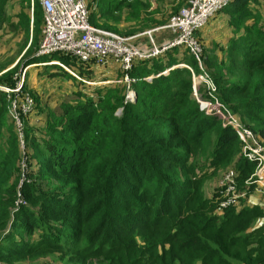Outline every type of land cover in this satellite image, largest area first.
<instances>
[{"label": "trees", "instance_id": "16d2710c", "mask_svg": "<svg viewBox=\"0 0 264 264\" xmlns=\"http://www.w3.org/2000/svg\"><path fill=\"white\" fill-rule=\"evenodd\" d=\"M84 1L91 25L125 37L144 32L150 26L145 22H166L144 18L153 0ZM31 2L0 0L1 52L10 54L19 38L27 48L26 7ZM260 2L234 0L196 36L203 44V32L216 31L210 30L213 20L220 14L228 19L203 63L213 71L216 99L264 140ZM35 4L37 35L44 16L39 0ZM6 22L16 31L12 43L4 45ZM122 23L132 27L119 28ZM39 46L34 40L16 66L0 67V73L6 71L0 85L15 88L21 67L48 64L25 75L23 98L29 94L34 106L21 116V130L0 92V261L56 256L62 264H264V195L248 184L257 163L243 157V144L232 128L200 110L193 74L179 67L189 57L188 49L136 60L131 71L112 80L122 81L126 74L137 80L123 83L121 91L118 85H88L96 80L94 64L65 55L37 57ZM20 55L21 50L10 60L14 63ZM55 59L60 66L50 64ZM187 64L199 72L195 58ZM34 71L52 81L61 79L46 98L29 84ZM152 75L158 77L145 80ZM129 89L136 101L126 99ZM201 97L210 98L205 92ZM229 165L236 169L243 197L221 213L220 188L207 195L205 185Z\"/></svg>", "mask_w": 264, "mask_h": 264}, {"label": "built area", "instance_id": "2783aa9c", "mask_svg": "<svg viewBox=\"0 0 264 264\" xmlns=\"http://www.w3.org/2000/svg\"><path fill=\"white\" fill-rule=\"evenodd\" d=\"M233 1L189 0L187 7L181 9L165 26L142 35L125 37L91 25L90 10L84 0H39L44 10V27L36 56H72L78 61L92 63L99 68L117 64L125 73L132 70L136 60L156 59L175 48H186L199 60L201 48L196 33ZM160 31H165L169 35L168 39L162 43H159L155 37V33ZM143 38H146L147 44L146 42L139 43ZM61 66L69 71L67 67ZM150 79L145 78L147 81ZM136 81V79L126 77L127 84ZM208 84L212 89L210 101L196 94L200 108L205 111L206 115L219 118L223 122V127H230L236 132L243 144V157L250 162L257 163L256 171L248 184L255 185L257 191L264 195V142L259 140L251 129L216 99L214 96L216 87L211 80ZM199 85H205V81ZM22 87L23 78L17 84L15 92H20ZM0 90L8 92L10 89L0 86ZM194 91L197 93L196 84ZM134 96L135 91L129 89L126 99L133 101ZM23 99L26 102L22 105L12 103L11 114L19 130L23 126L21 116L28 115L34 106V101L29 94H26ZM236 178V169L234 165H231L219 186L221 198L218 211L221 213L237 205L243 197L238 194ZM21 202L18 201V203Z\"/></svg>", "mask_w": 264, "mask_h": 264}, {"label": "rangeland", "instance_id": "374dc122", "mask_svg": "<svg viewBox=\"0 0 264 264\" xmlns=\"http://www.w3.org/2000/svg\"><path fill=\"white\" fill-rule=\"evenodd\" d=\"M153 1L155 2V5L152 3V6H150L147 9V13H146L147 15H145L144 18L146 20H158V21L166 19V22L163 23L162 25H156V24L152 25L150 22L149 23L145 22V24H149L150 26L148 28L144 29L145 30L144 32L134 34V36L142 35V34L148 32V31L155 30L156 28H159V27L165 25L168 22V20H170V18L173 15L174 16L177 15V14L175 15V13H174L175 10H179L187 2V0H153ZM259 1H261V2H260V5L258 6V10L261 12L262 16L264 17V2H263L264 0H259ZM15 5H16L17 11L21 9L20 2H18ZM34 7H35V12H36V4L34 6L33 2H32V7H31L30 10L27 9L28 7H26V13L29 14L31 17L34 16ZM6 11H7V14H5V15L10 17V15L13 13V9H12L11 3L7 6ZM227 21H228V19L224 15L221 16V14H220L219 18H217L216 20H213V24H212L210 30L212 31L213 27H215L216 31H214L215 32L214 35L206 36V40L203 39V41L205 40L203 42V44L205 43L206 46L203 45L199 41L200 48H201V54L199 56V60L196 58L195 55H193L191 52H189L188 56L192 57L193 59L195 58V61L198 62V65H199V68H200L198 73L194 72L193 69L191 68V66L187 64V63H189V57H186V60L183 59L181 61L182 64H181L180 68H186V69L190 70L192 72V74H193V97H194V99L196 101H197L196 94L198 96H201L205 92V93H208L209 96H210V94L212 92V89H211L210 85L208 84V82H209V80H211L213 82V79L211 77L212 76L211 72H213V71L212 70H210V72L207 71V69L205 68V65H204L203 62H204L206 54L208 53V50L209 49L213 50V48L217 45V42L221 40L220 35H221L222 31L224 30V27L228 26V22ZM118 27L119 28L128 29V28H131L132 26L129 25V24H126V23H122V24L118 25ZM42 33H43V31H42ZM121 34L124 35V33H121ZM20 40H21V38H19V39H17L15 41L17 45L13 49H11V53L10 54H6L5 51H3V52L0 51V67H2V66L6 67V66L9 65V68H12L14 65L16 66L18 64V62L20 61V59L24 56V54L26 53L28 48H22L21 46L24 44V41L20 42ZM142 40H146V38H143ZM20 50H21V55L19 57H17V59H19L20 57L21 58L16 63H13V61L10 60V59H14V57L16 56V53L18 51H20ZM198 50H199V48H198ZM212 54H214V53L213 52L210 53V55H212ZM53 62H55L54 64L60 66V63L58 62L57 59L53 60ZM11 63H13V65L10 66ZM46 65H48V64H46ZM31 66H34V65H31ZM31 66H29L27 68L26 67H23V68L21 67L19 69V72H18V75H17L16 86L21 81V79L23 78V87H22V90L20 92H15L16 86H15V88H8V89H10L8 92L0 90V92L6 94V96H7V99L9 101V105H10L9 111L11 113H12V103H17L18 105H22V104H24L26 102V101L22 100L23 99V89H24L25 75L27 74V72L29 73L30 70L36 68V67H31ZM40 66H45V64H41ZM6 70H7V68H6ZM4 72H6V71H4ZM4 72L0 73V76ZM30 72H32V71H30ZM121 73H122V71H119V73H118L119 77L121 76ZM73 75L76 77V75L74 73H73ZM39 77L42 78V79H40ZM126 77H127V74H126L124 80H122V81L116 80V81L113 82L115 84H111V85H114V86L118 85L119 86L118 89H120L121 91H124L125 87H124L123 83L127 84ZM116 78L118 79V76ZM56 80H61V79H54L52 81V80H49L46 76H43L41 74H37L34 71L30 75L29 84L31 85L32 82H33V84H34V86L36 88L43 90V92L45 93L44 98H46L48 96V94L51 93L52 90L56 87L53 84V82H55ZM203 81H205V85H202V86L199 85ZM86 83L88 85L93 86L92 82H86ZM58 84H59V82H58ZM195 84H196V92L197 93H195V91H194V85ZM213 84H214V82H213ZM62 85L67 87L65 84H62ZM0 86H2V85H0ZM216 92H217V88H216ZM216 92L214 93V96H216ZM127 94H128V92H127ZM60 101H61V99L58 98L56 100V103H59ZM207 101H210V99L207 98ZM197 103H198V101H197ZM199 108H200V105H199ZM200 110L205 113V111L202 110L201 108H200ZM121 111L122 110H119L117 114L120 115ZM31 112H32V110H31ZM231 113L233 114V112H231ZM235 116L238 119L240 118V116L238 114L235 115ZM222 126H223V122H222ZM259 140H261V139L259 138ZM261 141L264 142V140H261ZM230 166L231 165L220 168L216 172V174L213 177H211V179H209V181L205 185V192H206L207 195H210V193L212 192L213 188L215 189L216 186H218V187L220 186L221 180H222L223 176L225 175V173L227 172V170L229 169ZM2 264H62V263L57 259L56 256H51V257L38 259V260H35V261H22V262H11V263H9V262L5 263L4 261H2Z\"/></svg>", "mask_w": 264, "mask_h": 264}, {"label": "crops", "instance_id": "0c3cea01", "mask_svg": "<svg viewBox=\"0 0 264 264\" xmlns=\"http://www.w3.org/2000/svg\"><path fill=\"white\" fill-rule=\"evenodd\" d=\"M32 2L34 3L35 0H32ZM32 2H31V5L29 7V10L31 9L32 7ZM40 4V3H39ZM41 6V5H40ZM42 7V6H41ZM43 9V8H42ZM43 11V16H44V10ZM30 13V12H29ZM31 14V13H30ZM29 15V14H28ZM17 19V18H16ZM18 20V19H17ZM29 22H30V31L28 33V36H29V42L27 44V48L30 47V45L32 43H34V40H35V43H36V46H38L40 43H41V31L44 27L43 25V22H44V19H43V22L41 21L40 23V31L37 33V35H35L36 33H34L33 31V22H34V16L31 17L29 15ZM17 24V22H15ZM16 30L13 29L9 23H5V25L3 26L2 28V36H3V40H4V45L7 43V44H10L12 43V35H13V32H15ZM203 31V30H202ZM209 30H205L203 32V35L205 36H209ZM35 35V37H34ZM155 37H156V40L159 42V43H162L164 41H166L169 37L168 33L165 32V31H160V32H156L155 33ZM41 39V40H40ZM141 42H146L147 44V40H140L139 43ZM220 42V41H219ZM21 58V57H20ZM19 58V59H20ZM19 59H16V61H14V63H16ZM164 60H167V59H164ZM41 64H34V66H31V67H37L39 66L40 67ZM46 65V64H45ZM15 66V65H14ZM13 66V67H14ZM152 66V63H149L148 67H151ZM181 66V65H179ZM12 67V68H13ZM11 69V68H9ZM94 71H95V75H96V80L92 82L93 86L95 87H100V86H106V85H110L112 84L114 80L117 76H118V73L119 71H121L120 69V66L117 65V64H109L107 67L105 68H99L97 66H94ZM169 71H167L165 74H168ZM149 78H151L150 80L148 81H152L154 78H157L158 75H152V76H148ZM147 77V78H148Z\"/></svg>", "mask_w": 264, "mask_h": 264}, {"label": "water", "instance_id": "95a60500", "mask_svg": "<svg viewBox=\"0 0 264 264\" xmlns=\"http://www.w3.org/2000/svg\"><path fill=\"white\" fill-rule=\"evenodd\" d=\"M136 97H137V96H136V93H135V96H134V100H133V101H136Z\"/></svg>", "mask_w": 264, "mask_h": 264}]
</instances>
